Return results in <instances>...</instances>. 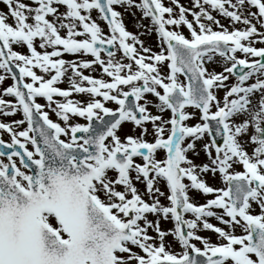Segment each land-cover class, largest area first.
Listing matches in <instances>:
<instances>
[{"label":"snow or ice","instance_id":"snow-or-ice-1","mask_svg":"<svg viewBox=\"0 0 264 264\" xmlns=\"http://www.w3.org/2000/svg\"><path fill=\"white\" fill-rule=\"evenodd\" d=\"M0 4V82L12 80L0 96L15 99L0 98V115L22 117L0 122L10 137L0 140V264H264V47L254 46L264 44V0ZM118 8L149 20L159 52L126 30ZM215 57L220 72L206 66ZM94 65L99 78L83 74ZM65 77L69 87H57ZM200 151L206 163L189 158ZM217 173L223 188L203 179ZM189 192L213 198L197 204Z\"/></svg>","mask_w":264,"mask_h":264},{"label":"rangeland","instance_id":"rangeland-1","mask_svg":"<svg viewBox=\"0 0 264 264\" xmlns=\"http://www.w3.org/2000/svg\"><path fill=\"white\" fill-rule=\"evenodd\" d=\"M25 2H27V0H25ZM163 2H164V0H163ZM169 3H170V0H167V3H165V4L169 5ZM179 3L181 5H183V6H185V7H190V0H179ZM1 5H0V11H4L5 8L3 7V5L2 6ZM117 10L118 11H121L120 8H118ZM123 10L124 9H122V11ZM130 11L133 13L132 15H129V11H123V13H122V17L124 18L125 24L129 25L128 27L126 26V28L131 33L138 34L139 35V38L142 41H144V45L146 47H150L152 49V52H159L160 50H158L157 48H160V46H159L158 40L155 38L154 32L153 31H151V32H148L147 31L148 30V26L150 24L148 22V20L145 19V18L141 19V13L137 9L133 8ZM252 11H254V10L252 9ZM212 14L214 16H216V17H219L218 14L215 13V12H213ZM97 15L98 14L95 11L92 12L93 19H96L97 18ZM188 19L191 20V16H188ZM97 23L104 29L105 33H107V28L102 23V21L97 20ZM138 23L140 25H142V27H139L138 28L137 27V24ZM181 28L183 29L184 32H187V30L185 28H183V27H181ZM145 32H147L146 35L145 34H142V33H145ZM156 44L159 47H157ZM254 46H264V44H260L259 42H257ZM102 58L107 59V58H105L103 56H102ZM117 58H119V55H118ZM63 59L70 60V61L80 60V59L91 60L90 58H88L86 56H75V57L74 56L73 57H68L67 56V57H65ZM220 63H221V65H216V66L214 64H212L211 66L208 65L209 66V70L210 71H217V72L222 71L225 62L221 59L220 60ZM86 70H88V69H86ZM89 71H90V73L96 72L95 69H94V71L93 70H89ZM160 71H161V74H166L167 69H166V67L161 66ZM0 74H3V73L0 72ZM69 74H70V70H69ZM228 76H229V79L227 81H225V83L226 84H229V85L232 84V83H235V77L232 76V75H230V74ZM63 79H64L63 82L60 83V84H58V85L61 86V87H65V88L66 87H69L68 82H67V78L65 77ZM179 79L181 80V77H179ZM251 82H254V81L253 80H250L248 83H251ZM11 84H12V81L9 78H6L4 81L0 82V92H2L3 88L8 87ZM217 92H218V95H222L223 92H224V89H219V90H217ZM0 98H2V99H5L6 98V99H8V101H11L12 103H15L13 100L9 99V97H7V96H0ZM70 98L73 99V100H76V101H87V99H88L87 96H85L83 94H76V93H73ZM149 98L152 99L151 97H149ZM57 99H59V98H57ZM44 103H46V102H44ZM106 106L109 107V108H114L115 107V105H113L112 103H107ZM44 111L48 112L49 119L53 120L54 122H60V121L57 120L55 114L52 113L51 111H49L47 107H45ZM153 111H155V110L153 109ZM188 111H193V110L192 109H188ZM164 115H165V118H167V115L168 114L165 113ZM21 118L22 117H21V115L19 113L15 114V115H12V116H3V115H0V122H3V123H11L12 121L17 120V119H21ZM70 122H77V123H81V124L86 123L85 120L80 119V118H73ZM196 122H198V121L196 119H193L192 121H189V124H194ZM60 123H62V122H60ZM23 127L24 126H21V128H23ZM131 128H132V125L131 124L125 123L123 125V130H122V132L120 134L123 136V133L124 132H128ZM17 130H20V129H17ZM61 138L63 139V137H61ZM146 139L151 140L152 137L151 136H148V137H146ZM0 140H3L5 142H10V137L8 136L7 133H5L2 130H0ZM203 142H207V136H205ZM200 143L201 142H197V150L198 151L200 149ZM28 147L30 148V145ZM162 155H164V153ZM162 155H161V152H158L157 153L158 158L162 157ZM189 158L192 159L193 162L194 163H197V164H202V163H206L207 162V157L204 155V153L202 151H200L199 156H193L191 153H189ZM0 161L6 162V160L4 158H2V157H0ZM17 163H18V161H17ZM236 170H240V168L237 167ZM215 176L216 175L213 176L212 174H207V175L203 176V179H205V181L209 185H211V183L216 180L215 179ZM137 187L141 191H143V186L142 185H139L138 184ZM161 190L162 191L164 190V188H163L162 185H161ZM189 196L192 199V201L194 203H197V204H203V203H205L204 201L206 199H209V197H205L202 194L200 195V194L195 193V192H189ZM145 199H147V197H145ZM160 200H161V203L162 204H166L167 203L166 200L163 197H161ZM148 218L150 220L153 219V217L150 214L148 215ZM209 222L210 223H213V222H211V220H209ZM160 226H161V228L163 230H166V229H169V228L172 227V223L170 221L161 220V225ZM197 234L198 235H201L202 237H206L208 239H209V237L211 235V233L209 231H200ZM167 239H170V238H167ZM172 250L173 251H176V252H179L180 251V249L176 245H173Z\"/></svg>","mask_w":264,"mask_h":264},{"label":"flooded vegetation","instance_id":"flooded-vegetation-1","mask_svg":"<svg viewBox=\"0 0 264 264\" xmlns=\"http://www.w3.org/2000/svg\"><path fill=\"white\" fill-rule=\"evenodd\" d=\"M253 208H254V209H256V211L258 212V208H256V206H255V205H253Z\"/></svg>","mask_w":264,"mask_h":264}]
</instances>
